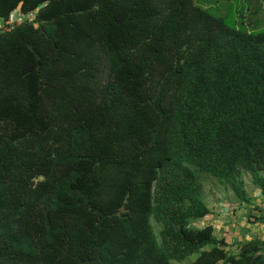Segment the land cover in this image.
<instances>
[{"label":"trees","instance_id":"16d2710c","mask_svg":"<svg viewBox=\"0 0 264 264\" xmlns=\"http://www.w3.org/2000/svg\"><path fill=\"white\" fill-rule=\"evenodd\" d=\"M13 9L35 17L0 34V264H264L196 225L200 172L264 197V31L193 0Z\"/></svg>","mask_w":264,"mask_h":264},{"label":"rangeland","instance_id":"374dc122","mask_svg":"<svg viewBox=\"0 0 264 264\" xmlns=\"http://www.w3.org/2000/svg\"><path fill=\"white\" fill-rule=\"evenodd\" d=\"M197 5L206 9L209 13L214 16L221 17L224 22L231 26L240 29H247L250 31H264V0H193ZM242 11L243 23L240 21L239 12ZM198 178L202 183L203 199L206 205H210L211 202L215 203H230L236 205L235 196L232 192L220 185H217L214 179L206 173L200 172ZM244 187L249 195L256 199L258 190L252 185L251 178L249 174H243ZM204 216L197 222V226H202L207 223ZM151 224L154 229L155 237L158 238L159 224H157L153 219ZM222 220V219H215ZM213 225H219L221 228V223L212 222ZM211 224V225H212ZM216 230L217 227L213 226ZM218 230V229H217ZM233 236V235H231ZM237 248V247H236ZM229 252H235V245L227 247ZM194 258V255L189 256L184 260H171V264H189Z\"/></svg>","mask_w":264,"mask_h":264},{"label":"crops","instance_id":"0c3cea01","mask_svg":"<svg viewBox=\"0 0 264 264\" xmlns=\"http://www.w3.org/2000/svg\"><path fill=\"white\" fill-rule=\"evenodd\" d=\"M257 193L256 199L253 198L250 204L232 205L211 202L207 205L209 208V213L205 217L208 220L207 223H221L222 221L221 228L219 225L212 224L217 227L216 230L214 229V234L217 237H224L228 247L235 245V252L232 253L237 252L236 246L240 241L253 237L264 239V197L259 194V190ZM247 213L251 214L252 218L260 217L259 221L249 223Z\"/></svg>","mask_w":264,"mask_h":264},{"label":"built area","instance_id":"2783aa9c","mask_svg":"<svg viewBox=\"0 0 264 264\" xmlns=\"http://www.w3.org/2000/svg\"><path fill=\"white\" fill-rule=\"evenodd\" d=\"M34 15V11L22 13L18 9H13L7 18L0 17V34L23 22L33 21Z\"/></svg>","mask_w":264,"mask_h":264},{"label":"clouds","instance_id":"9594fccd","mask_svg":"<svg viewBox=\"0 0 264 264\" xmlns=\"http://www.w3.org/2000/svg\"><path fill=\"white\" fill-rule=\"evenodd\" d=\"M197 224V223H196Z\"/></svg>","mask_w":264,"mask_h":264}]
</instances>
